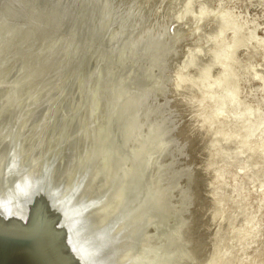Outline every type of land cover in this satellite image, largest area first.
<instances>
[{
	"label": "rangeland",
	"instance_id": "1",
	"mask_svg": "<svg viewBox=\"0 0 264 264\" xmlns=\"http://www.w3.org/2000/svg\"><path fill=\"white\" fill-rule=\"evenodd\" d=\"M263 26V0H0V181L8 180L10 159L36 172L50 165L60 179L79 174L85 155L98 147L93 162L102 170L95 165V173L107 175L95 174L97 190L109 186L116 155L126 162L130 155L131 168L147 170L171 208L168 230H150L166 253L162 264L239 263L253 252L243 242L253 228L247 214L257 206L259 182L241 183L254 194L249 204L221 208L232 195L225 177L239 165L231 156L247 159L245 138L239 121L205 125L213 113L208 104L200 107L206 103L197 101L194 85L202 75L216 81L224 67L231 76L223 92L237 94L238 105L258 100L264 79L239 83ZM229 43L231 65L222 61ZM263 69L258 57L254 70ZM258 156L264 161V147Z\"/></svg>",
	"mask_w": 264,
	"mask_h": 264
},
{
	"label": "bare ground",
	"instance_id": "2",
	"mask_svg": "<svg viewBox=\"0 0 264 264\" xmlns=\"http://www.w3.org/2000/svg\"><path fill=\"white\" fill-rule=\"evenodd\" d=\"M263 3H264V0H263ZM200 18L202 19V16ZM199 21H200V19H199ZM194 22H195V20H194ZM235 22L232 21V23H234V25H237V23H235ZM256 22H253V23L256 24ZM197 23L198 22H196L195 24H197ZM232 23H231V25H232ZM229 25L228 26L224 25L225 27L224 28L222 27L221 31L227 32V27H229ZM250 25L252 27L253 24L251 23ZM104 26H106V25H104ZM261 27H257V28H261ZM111 29H112V27H111ZM255 29L256 28L254 27V30ZM220 35H222V34L220 33ZM220 35H219V38H223ZM109 37H111V36H109ZM219 38H218V40H216L217 39V37H216L215 41L220 42L221 40L219 41ZM232 38L234 39V37H232ZM256 39L253 40L254 45H253L252 51L250 53L251 55L249 56V58H247V60H248L246 63L247 65L244 69L243 74L241 75V80H240L239 86L241 84H246V83L248 84L249 81L257 79V78L264 79V69L261 73H259L260 75L258 74V72L256 73L254 70L255 60L258 57H261L264 59V37L260 41H256ZM235 40H237V39H235ZM229 41H230V39H229ZM96 42H97V39H96ZM108 42H109V40H108ZM251 42L252 41H250V43ZM221 43L222 44L224 43V45H225L226 40H224V42L222 41ZM234 44L229 43L230 46H228L225 49V52H223L222 61L224 63L227 62L228 64H230L228 60H230L233 56V53L235 50ZM213 45H215V44H213ZM216 45H218V44H216ZM226 45H228V43ZM100 51H102V50H100ZM99 53H101V52H99ZM196 55L194 54V56H196ZM164 56H165V54H164ZM188 56H190V55H188ZM167 57H169V56H167ZM192 57L193 56H191V58H188V59H192ZM196 57H198V56H196ZM105 60H106V58H105ZM195 61H197V60H195ZM222 61H220V62H222ZM191 62H193V61L191 60ZM191 62H189V63H191ZM187 63H188V60H187V62L186 61L182 62V65L180 66V68H181L180 71H182V69L184 70L187 67V65L189 66V64H187ZM217 67H219V65ZM222 67L220 66L219 68L221 69ZM222 69H223V71H221V73H219L217 75L216 81L214 79V82H212V83L209 82L208 77H207L208 82L207 81L204 82V80L206 78L203 75H202V77H204L205 79L202 81L201 79H203V78L201 77L200 80L202 82L197 77L198 81L194 85L198 89L197 101H200L201 104L204 102L206 103L204 105H201L200 107L208 104L210 107V111L208 110V112L211 113V110H212L213 114L210 115L209 121H207L205 124L208 127H211L216 122H228L230 124H233V122H236V121L240 122V124H239L240 131L239 132L241 135L243 134V138H245L243 143H242V145H243L242 147L245 150V152L247 153V159H245L243 157H238V158L234 157L233 158V156H231L232 161L237 160L239 165L237 166L236 165L237 163H234L236 165V168L234 167L235 169H231V171L232 170H234V171L230 172V174L228 172L227 174H229V176H226V177L224 176L226 178V181L227 180L231 181L232 195L229 197V200L227 201V203L225 205H223V207H221V208H223L225 211L226 207H228V209H229V207L232 206L231 204L236 205L237 202H239V204H241V205L238 204L239 207H243L245 204L247 205V203H248L247 201L250 202L251 201L250 199L253 197L254 194H253V192H247L245 190L244 185H248V184L255 182V181L259 182L260 196L257 198V206L253 209H249L250 211L247 214L249 221H250V219H251V221L253 220V223H254L253 228L250 227V229H249L251 233L247 234L249 231L247 233L245 232L246 233L245 235L247 238L246 241L248 243L246 241L242 240V241H244L243 242L244 244H246V245L248 244V247H247L248 251L253 249V252L251 255H247L246 253H244V255L245 254L246 255L243 258L241 257L242 260H240V262L237 264H264V215H262V213H261L262 210L264 209V161H262L258 156V152L264 147V115L262 114V108L264 107V103H263L264 99L262 98V96L264 97V83H263V85H261V87L259 89L261 97L258 100L251 101V102H243L244 103L243 105H240L241 103L238 105L239 102L237 103V101H239V100L235 99V98H237L235 96L237 94H235V95L231 94V96H230V94L223 92L225 86L227 85L228 81L230 80L231 75L227 71L229 69L226 70V68H224V67ZM203 73H205V71H203ZM206 73H205V75H206ZM200 75H201V73H200ZM256 76H257V78H256ZM179 79H180L179 82L183 85V83L181 82L182 81L181 79H184V81H185V78H179ZM232 81H234V80L232 79ZM182 85H180V87H182ZM249 91H250V89H249ZM225 93L227 95H224ZM244 93H246V92H244ZM238 95H240V93ZM252 103H255V105L257 106L256 109L252 108ZM238 106H240V107L238 108ZM203 108H205V107H203ZM203 108H200V109H203ZM202 112H203V110L201 111V113ZM254 134L257 135L255 138H253L255 136ZM244 135L247 137H244ZM12 151H15V150L13 149V150H11V152ZM9 153H10V151L8 152V155L10 156V155H12L13 152L10 154ZM17 153L18 152H16V156H19V155H17ZM98 154H99L98 153V147L94 148L93 152L91 151L90 153L85 155L86 157L83 159V161L86 162V166H84V168L80 167V166L84 165L83 164L84 162H82L83 165L79 166L80 168H82V170L81 169H80V171L78 170L79 174H77V172L76 173L73 172L74 174H72V173H71L72 175L68 174V177L67 176H65L64 178L61 177L63 179H60V177H59L60 175H58V172L57 171L55 172L54 169L50 165L49 166L41 165V166H43V167L45 166V167L43 169L40 168L41 170L38 172L34 171V170H36L34 167H33L34 169H32V166H33L32 165V166H30L31 169L28 167L29 171L25 172V174H24V173H22L23 172L22 170H28V169H25L27 166H25L24 169H22V166H24L23 161H22V163L18 161L19 164L20 163L23 164L20 167V165L18 163H17L18 165L17 164L13 165V164H15L17 159H15V162L13 159H10V161L11 162L13 161V162L11 165L12 167H8L9 175L6 172V174L8 175V180L6 181V183L8 184L14 178L22 176V175L45 174V175L60 179L63 182H65L66 184H68L79 195V198H80L82 205L85 209V212H86V215H87V218H88V221H89V224H90V227H91L94 239H95V243H96V246L98 249L99 264H162V262L166 256V253L163 250H160V249L156 248V246H154V243L152 241V236L150 234V230L155 229L159 232H166L168 230V224H169V220H170L172 212H171V208L169 206L167 199L162 195V193L160 191H158L157 187L148 178L147 170H133L131 168L132 156H130V155H129L127 162L124 161L123 158H121V160H119L118 155H116L115 160H114L115 164H114V168H113L114 172L112 173L113 175L109 179V186L101 184L100 187L96 190L95 186L97 185V183L94 186V182L96 180L98 181L99 179L104 178L102 176L100 177L101 173H102V175L103 174L105 176L107 175L105 172H102V171H101V173H98V174L95 173V169H94V168H96L95 165H97L99 167V164L94 163L98 159V158H95L98 156ZM1 156H2V154H1ZM157 156H158V152H156L155 158ZM215 156H216L215 159L218 158L217 157L218 155H215ZM3 157L5 159V156H3ZM14 158H15V156H14ZM221 158L222 157L219 156L218 160H221ZM4 159L2 158L1 160H4ZM238 159H239V161H238ZM1 160H0V163H1ZM18 160L21 161V159H19V158H18ZM5 161H2V162H5ZM249 162L251 163L252 166L254 165V169L252 172L247 168V164ZM93 163H94L95 167H92ZM96 163H97V161H96ZM98 163H99V161H98ZM127 163L130 164L129 168L127 167ZM1 164H0V168H2ZM8 164H6V165H8ZM27 164L28 163H26L25 165H27ZM31 164H33V163H31ZM48 164H50V163L48 162ZM75 164H76V162L74 161L73 165L75 166ZM255 164H257V166ZM36 165H38V167L40 166L39 163H37ZM3 166H5V165H3ZM8 166H10V164ZM98 169H100V167L96 169V172L98 171ZM71 170H73V169H70L69 172ZM100 170H102V168ZM74 171H77V168L74 167ZM0 172H1V169H0ZM1 173L3 174L4 172H1ZM252 173H254V174H252ZM2 174H0V175H2ZM95 174H97L100 178L97 179L98 176ZM95 176H97V178ZM221 178H223V177H221ZM5 180L6 179H4L3 181H0V183L2 182L0 189L3 188V184H4L3 182ZM129 180H132V182H133L132 186L129 187L127 192L122 191L121 188L123 186H125L126 182L128 183ZM241 180H243V181L239 183V181H241ZM215 182H217V181H215ZM241 183H244V185L242 186ZM238 184L239 185L241 184L240 186H242L241 188H239V190H241L240 191L241 193L238 190V186H239ZM218 185H216V187ZM92 191L95 194L94 193L92 194ZM219 192L223 193L222 190ZM239 194L241 195L240 197L237 196ZM117 204H120V206H122V207L119 206L120 208H118V207L115 208V206ZM221 204H224V203H221ZM224 211H223V214L226 213ZM226 211H228V210H226ZM248 218H247V220H248ZM245 235H243V236H245ZM240 238H241V235H240L239 239ZM243 243H241V244H243ZM245 250H246V252H248L247 249H245Z\"/></svg>",
	"mask_w": 264,
	"mask_h": 264
},
{
	"label": "water",
	"instance_id": "3",
	"mask_svg": "<svg viewBox=\"0 0 264 264\" xmlns=\"http://www.w3.org/2000/svg\"><path fill=\"white\" fill-rule=\"evenodd\" d=\"M0 264H99L79 195L45 174L0 189Z\"/></svg>",
	"mask_w": 264,
	"mask_h": 264
}]
</instances>
